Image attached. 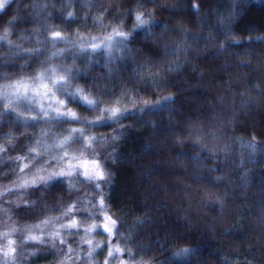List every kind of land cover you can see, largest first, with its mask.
Wrapping results in <instances>:
<instances>
[{
  "label": "clouds",
  "instance_id": "9594fccd",
  "mask_svg": "<svg viewBox=\"0 0 264 264\" xmlns=\"http://www.w3.org/2000/svg\"><path fill=\"white\" fill-rule=\"evenodd\" d=\"M0 264H264V0H0Z\"/></svg>",
  "mask_w": 264,
  "mask_h": 264
},
{
  "label": "snow or ice",
  "instance_id": "6c2138e0",
  "mask_svg": "<svg viewBox=\"0 0 264 264\" xmlns=\"http://www.w3.org/2000/svg\"><path fill=\"white\" fill-rule=\"evenodd\" d=\"M53 35H58V33H53ZM96 45H93V47H95ZM28 87L27 84H18L17 88L18 89H26ZM41 89H46L47 85L46 84H41L40 85ZM33 91H35V89H33ZM113 111H115V109H113ZM83 167H85L86 171L94 174V175H101V172L98 168H96L94 165H89L87 161H80L79 162ZM114 221L112 220V218L110 216H108L107 214H105L104 216V227L108 232H111V224H113ZM119 250V249H117Z\"/></svg>",
  "mask_w": 264,
  "mask_h": 264
},
{
  "label": "trees",
  "instance_id": "16d2710c",
  "mask_svg": "<svg viewBox=\"0 0 264 264\" xmlns=\"http://www.w3.org/2000/svg\"><path fill=\"white\" fill-rule=\"evenodd\" d=\"M229 235H231V233H229Z\"/></svg>",
  "mask_w": 264,
  "mask_h": 264
}]
</instances>
